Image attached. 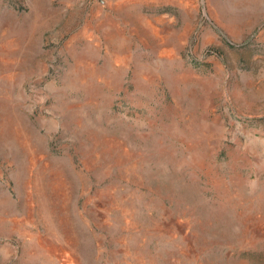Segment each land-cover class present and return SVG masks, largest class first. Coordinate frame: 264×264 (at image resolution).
<instances>
[{
  "label": "rangeland",
  "instance_id": "rangeland-1",
  "mask_svg": "<svg viewBox=\"0 0 264 264\" xmlns=\"http://www.w3.org/2000/svg\"><path fill=\"white\" fill-rule=\"evenodd\" d=\"M0 264H264V0H0Z\"/></svg>",
  "mask_w": 264,
  "mask_h": 264
}]
</instances>
